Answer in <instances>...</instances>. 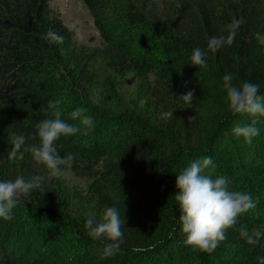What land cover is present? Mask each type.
Wrapping results in <instances>:
<instances>
[{
  "label": "trees",
  "instance_id": "trees-1",
  "mask_svg": "<svg viewBox=\"0 0 264 264\" xmlns=\"http://www.w3.org/2000/svg\"><path fill=\"white\" fill-rule=\"evenodd\" d=\"M82 1L102 45L75 40L48 0H0V180L6 173L24 176L34 168L48 172L30 152L22 160L8 159L10 133L27 137L34 132L40 117H50V101H61L63 119L72 124L77 121L69 119L71 111L84 107L92 128L56 143L61 156L74 155L70 170L98 164L94 190L99 204L94 202L92 212L101 216L115 205L125 220L121 251L106 263L264 264V118L251 143L234 136L233 128L251 118L227 111L223 88V77L231 74L234 85L256 83L264 95V56L254 35L264 25V0H149L140 6L127 1L120 8L105 0ZM235 20L244 22L231 45L209 52L207 67L188 64L194 48L206 49L210 37L227 35ZM49 32L63 42L46 40ZM127 71L137 83L130 105L118 81ZM189 90L194 92L191 103L182 97ZM169 111L170 118L164 116ZM32 143L27 139L25 147ZM203 157L212 158L214 178L225 177L230 190L244 188L256 203L211 253L183 244L175 201L176 175ZM25 207L38 218L71 226L88 247L84 253L53 227L33 232L32 220L18 219L21 230L41 237L39 249L50 252L41 264H81L100 252L99 242L87 236L85 222L63 219L58 204L40 190L16 206ZM241 227L259 233L258 242L241 238ZM2 239L0 264H10L22 239Z\"/></svg>",
  "mask_w": 264,
  "mask_h": 264
},
{
  "label": "clouds",
  "instance_id": "clouds-1",
  "mask_svg": "<svg viewBox=\"0 0 264 264\" xmlns=\"http://www.w3.org/2000/svg\"><path fill=\"white\" fill-rule=\"evenodd\" d=\"M243 22V20L233 21L227 35L210 37L206 49L194 48L188 64L207 67L205 58L208 53H215L226 45H231L235 38V30ZM45 39L52 43L63 42V37L54 32L47 33ZM232 80L231 74L223 77L227 111L233 115L242 114L251 118L250 123L237 125L232 131L237 138L242 137L246 142L251 143L253 138L259 135L257 122L260 118H264V95L260 94L259 84L245 81L236 86ZM182 97L185 102L191 103L194 92L189 90L182 94ZM60 105V100L50 101V117L37 123L34 132L27 137L23 133L9 134L10 161L22 160L24 153L30 152L32 159L48 170V177L57 179L73 166L74 155L61 156L56 142L61 137L87 132L93 126V119L87 115L86 108L76 107L71 111L69 119L77 123H68L63 119ZM164 116L172 117L173 111L164 113ZM29 138L35 143L25 147ZM213 167L212 158L203 157L190 162L175 179L177 190L175 201L179 210L177 220L184 235L183 244L192 250L207 253L213 252L219 243L227 238V230L236 225L240 216L256 207L249 193L230 190L229 182L223 176L214 178L210 170ZM43 179L42 176L26 179L18 175L14 179L0 180V218L11 220L12 210L22 200L26 201L30 194L40 187ZM124 222L125 220H121L119 208L115 205L106 207L99 220L90 216L85 221L87 236L100 244L101 259L120 253ZM239 232L241 238L249 244H255L259 240V233L251 234L244 227H241Z\"/></svg>",
  "mask_w": 264,
  "mask_h": 264
},
{
  "label": "rangeland",
  "instance_id": "rangeland-1",
  "mask_svg": "<svg viewBox=\"0 0 264 264\" xmlns=\"http://www.w3.org/2000/svg\"><path fill=\"white\" fill-rule=\"evenodd\" d=\"M105 1H109L111 7L114 6L120 8L124 6V3L127 1L140 6L143 5L145 1L148 3L149 0ZM48 5L52 13L57 14L62 22L71 29L75 40L90 46H99L103 44V40L93 24L91 13L82 0H48ZM254 35L261 46L264 56V25H260ZM148 78L149 82H152L153 77L151 74H149ZM118 81L119 90L125 103L127 105L132 104L135 100L137 89L135 74L132 71H127L118 77ZM43 118L46 119L44 116ZM43 118L40 117V120L38 121L44 120ZM98 169L99 166L97 163L92 165L90 169H86L85 166H81L77 170L68 169L65 174L58 179L59 182H57V178H49L48 172L42 173L37 168H34L33 173H27L24 177L26 179H31L34 176L44 177L40 187L37 188L40 190L41 194L44 193L48 195L49 198H53V202L58 204V210L62 214L63 219L67 218L68 221L72 220L81 223L85 222V218H89L90 216L95 217L97 220L100 218V214H94L92 212L94 202L98 203L97 200L99 199L96 197L94 190V181H96L94 178V170L96 171ZM16 176L18 175L6 173L5 180L14 179ZM89 188H93V191ZM237 191L244 192L245 190L244 188L239 187L237 188ZM91 199L94 201H91ZM18 219L32 220L34 224L30 231L33 232H36L38 228L53 227V232L55 234H59L63 238L65 237L67 242L70 245L75 246L79 251H82V249H88L87 246H84V242H81V238H79L71 226L64 227L60 222L58 224L56 218H53V221L45 217L38 218L37 213L29 208L25 207L24 209H18L15 207L12 210V219L4 220L2 218L0 224V238L3 237L2 240L12 239V236H14L15 240H17L18 236L22 239L18 246L17 252H19V254L14 253L15 258L10 264H41L44 258L48 259L51 257L50 252L39 249L41 245H43L41 237L37 238L36 235H30L26 229L25 231L21 230ZM40 233L41 232H39V234ZM43 233H45V231H43ZM5 236H7L6 239H4ZM35 242L39 243V246H36L34 244ZM45 248L49 249L48 247ZM82 252L85 253V251ZM87 252L90 251L88 250ZM43 253H46L45 257H42ZM5 260H7V258ZM107 260L108 259H101L97 252L95 255L91 254L89 260L87 259V261H84L81 264H111L110 261L106 263Z\"/></svg>",
  "mask_w": 264,
  "mask_h": 264
}]
</instances>
